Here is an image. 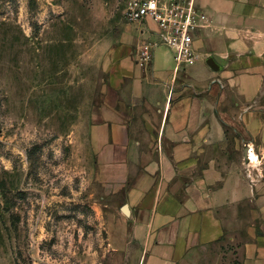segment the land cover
Segmentation results:
<instances>
[{
	"label": "crops",
	"instance_id": "crops-1",
	"mask_svg": "<svg viewBox=\"0 0 264 264\" xmlns=\"http://www.w3.org/2000/svg\"><path fill=\"white\" fill-rule=\"evenodd\" d=\"M195 1L197 78L168 50L138 63L152 23L106 61L89 143L111 264H264V0Z\"/></svg>",
	"mask_w": 264,
	"mask_h": 264
},
{
	"label": "rangeland",
	"instance_id": "rangeland-1",
	"mask_svg": "<svg viewBox=\"0 0 264 264\" xmlns=\"http://www.w3.org/2000/svg\"><path fill=\"white\" fill-rule=\"evenodd\" d=\"M129 1L0 0V264H111L89 122Z\"/></svg>",
	"mask_w": 264,
	"mask_h": 264
},
{
	"label": "built area",
	"instance_id": "built-area-1",
	"mask_svg": "<svg viewBox=\"0 0 264 264\" xmlns=\"http://www.w3.org/2000/svg\"><path fill=\"white\" fill-rule=\"evenodd\" d=\"M124 17L131 25L152 23L157 32V41L146 42L138 50L141 65L152 61L153 52L160 45L174 53L177 68L196 63L194 38L209 19L195 0H130Z\"/></svg>",
	"mask_w": 264,
	"mask_h": 264
},
{
	"label": "water",
	"instance_id": "water-1",
	"mask_svg": "<svg viewBox=\"0 0 264 264\" xmlns=\"http://www.w3.org/2000/svg\"><path fill=\"white\" fill-rule=\"evenodd\" d=\"M207 64L209 65V67L211 68V69H213V70H217V68H215V65L216 66H219V61H218V59L217 58H215V57H212V58H210V60L207 62ZM125 210V209H124Z\"/></svg>",
	"mask_w": 264,
	"mask_h": 264
},
{
	"label": "bare ground",
	"instance_id": "bare-ground-1",
	"mask_svg": "<svg viewBox=\"0 0 264 264\" xmlns=\"http://www.w3.org/2000/svg\"><path fill=\"white\" fill-rule=\"evenodd\" d=\"M250 160H252V162H257V157L254 154H252V158L250 156Z\"/></svg>",
	"mask_w": 264,
	"mask_h": 264
}]
</instances>
